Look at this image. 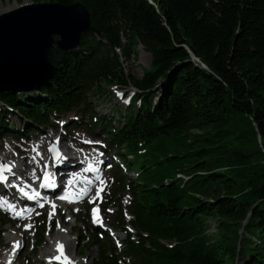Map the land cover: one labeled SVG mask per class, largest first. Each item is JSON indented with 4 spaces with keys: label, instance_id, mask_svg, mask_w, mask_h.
I'll return each mask as SVG.
<instances>
[{
    "label": "trees",
    "instance_id": "16d2710c",
    "mask_svg": "<svg viewBox=\"0 0 264 264\" xmlns=\"http://www.w3.org/2000/svg\"><path fill=\"white\" fill-rule=\"evenodd\" d=\"M50 1L84 4L94 31L74 50L48 49L54 72L37 92H0V138L27 141L59 117L69 130L79 121L71 112H78L122 166L137 170L133 180L120 174L117 181L132 193L135 237L125 232L117 252L93 233L89 246L101 248L94 264H125L124 258L127 264H264V159L241 188L218 169L222 153L210 152V143L192 150L200 159L183 161L203 172L190 182L173 172L180 154L157 159L150 152L178 146L193 127L223 125L238 114L252 122L248 135L259 137L264 156V0ZM137 43L151 61L132 75L121 58L136 54ZM129 85L137 91L122 95L109 115L98 112L109 88Z\"/></svg>",
    "mask_w": 264,
    "mask_h": 264
},
{
    "label": "rangeland",
    "instance_id": "374dc122",
    "mask_svg": "<svg viewBox=\"0 0 264 264\" xmlns=\"http://www.w3.org/2000/svg\"><path fill=\"white\" fill-rule=\"evenodd\" d=\"M15 2H17L18 6L23 3L50 2V0H0V14L5 12L3 9L14 6ZM134 48L136 54H132L128 60L121 58L123 71L132 75H141L143 68H149L151 55L144 50L140 43H137ZM109 89L111 91L110 97H102L96 104L98 112H108L107 110L111 108L113 103H123L122 95L126 94V97L130 95L127 89L120 90L116 87ZM71 115L72 117L79 118V121L76 127H72L69 130L63 127L62 121L60 120L62 117H59L56 125L45 127L42 132L38 133L37 136H32L28 141H20L11 137L10 139H0V158L5 159L6 157L4 156L11 158L17 164V168L25 171V175L36 169L35 180L38 181L42 162L44 161L46 163V156L49 155L48 144L54 139L56 141L58 138L56 143L58 142V147L62 153L59 155V158L61 155H65V158L63 157L58 162L59 166H66L67 164L78 166L81 164L86 165L85 162H81L80 160L86 161L94 159V165L101 167L100 173L104 174L106 180L102 187L98 188L100 191H95L94 187L91 188V193L78 205L66 208L64 204H61L59 211H53L51 207L39 209L30 219L25 221L13 220L10 214L0 207V264H4V254L12 247V242L9 239L13 238L14 235L18 237L16 242L19 241V245H17L19 249L17 261L19 264H45L44 260L51 252L50 243L55 239L54 237L60 223L63 225V230L69 240L66 243L70 255L78 258L79 263L94 264L99 257L101 248L95 246L88 247V242L81 240L79 236L81 233L89 237L92 233L96 232L95 227L91 226L92 224L90 223V206L92 204H99L102 208L104 222L103 225H100V231L111 228L114 231L113 234L116 236V241H114L110 235L107 237L105 234L106 241L109 242V244L107 242L106 244L112 247L114 245L117 248V252L119 251L118 248H120L122 239L124 238L122 230L124 227L127 228L130 226L129 220L131 219V214L129 213L128 206L132 193L129 191V188L119 186L116 181L120 174H123L126 180H133L136 177L135 175H137V170L131 168L128 170L129 172H123L122 169L118 171V167L110 168L109 164L111 160L117 157L114 148H108L106 144L96 138L98 137L96 133L85 127L83 121H88L87 118H84L78 112H71ZM107 115H109V112ZM9 118L17 121V118L13 115H10ZM252 126L253 124L248 117L236 114L223 125L193 127L189 135H184L177 139L178 146H170L166 150H159V152L153 148L150 149V152L157 159L170 153L180 154L179 161L181 167L173 172L176 177L190 182L195 178H200L203 172L200 170L192 171L193 169H190V167L186 165L182 166L183 161L185 159H190L191 161L200 159L199 156L192 153V150L205 143H210L211 145L208 147L210 152L213 151L214 153L216 150L217 153H222L221 159L217 162L218 169L234 177L237 187L250 186L248 180L257 176V165L260 162L262 163L264 159L262 152L257 147V145H261L259 137L256 136V140L254 141L252 135H248V130L252 132ZM227 139L230 140L223 143ZM214 144H217V146L211 148ZM63 149L66 151L63 152ZM187 150L191 151V153H185ZM146 152L137 154L140 157L139 161L141 163H144V160L147 158L148 153ZM38 153H43L45 156H41L40 159L36 157L37 160H34L32 156H36ZM76 155L78 157L73 158ZM68 157L71 160L76 159L77 162L75 164L70 163L66 160ZM203 157H206V155H203ZM132 158V155H128L129 160ZM102 160H105V162L102 163ZM148 161L151 162V159ZM31 162L34 163L32 164ZM172 162L177 164L178 160H173ZM91 163L93 164V162ZM165 163H171V161L163 162V164ZM25 177L28 179L27 182H31L32 184L36 182L29 180L27 176ZM13 196L15 198V190H10L9 192L4 191L0 187V202L4 198L11 200ZM195 196L201 195L196 194ZM118 199L119 202H117ZM53 223L54 225H52ZM215 224V222H212V228L215 227ZM26 225H31V227H26ZM25 227L27 230L23 231ZM233 227L236 228V226ZM215 230L217 229L210 230V232L215 233ZM129 232L135 234L134 230ZM96 233L98 234V231ZM108 238H110V241ZM35 240H39L40 242L37 244ZM124 260L120 262H125L126 264V259Z\"/></svg>",
    "mask_w": 264,
    "mask_h": 264
},
{
    "label": "water",
    "instance_id": "95a60500",
    "mask_svg": "<svg viewBox=\"0 0 264 264\" xmlns=\"http://www.w3.org/2000/svg\"><path fill=\"white\" fill-rule=\"evenodd\" d=\"M94 31L89 10L81 2L23 3L0 14V92H37L50 81L52 46L68 51L79 47L82 35ZM55 146L54 148L52 146ZM51 158L61 154L51 143Z\"/></svg>",
    "mask_w": 264,
    "mask_h": 264
},
{
    "label": "bare ground",
    "instance_id": "6f19581e",
    "mask_svg": "<svg viewBox=\"0 0 264 264\" xmlns=\"http://www.w3.org/2000/svg\"><path fill=\"white\" fill-rule=\"evenodd\" d=\"M17 6V2H15L14 3V6H12V7H10V8H7V9H3V11H8V10H10V9H12V8H15ZM55 138H57V137H55ZM56 141H57V139H56ZM56 141H55V139L51 142V143H56ZM46 143V142H45ZM66 150L65 149H63V152H65ZM10 156V155H9ZM41 156H45L43 153H38V154H36V156L34 155V156H32V158H34V160L36 159V157L38 158V159H40L41 158ZM4 157H6V159L9 161V162H5L4 160H3V158H0V165H2V164H6V165H11V169L9 170H7L6 172H5V176L7 177L8 175H9V173L10 172H12L13 170L14 171H16V172H13L9 177H12L13 175H17V173H18V171L20 172V174L19 175H21V178L25 175V171H23L21 168H17L16 166H17V164H15V163H13V161H12V159L11 158H8L7 156H4ZM47 157V156H46ZM17 158V157H16ZM86 158V157H85ZM68 159H69V157H68ZM114 159H116V158H114ZM37 160V159H36ZM81 162H83V160H80ZM35 162V161H34ZM34 162H31L32 164L34 163ZM52 162L51 161H49L47 164L43 161L42 162V165H41V167H40V172H41V175H40V180L42 179V177H43V175L45 174V173H47L48 174V177H53L52 176V174H51V169H53V165L51 164ZM71 163V162H70ZM72 164H75V163H72ZM84 164H82V165H80V166H83ZM80 166H78V165H69V164H67L66 165V167H67V170H68V173H65V171L64 170H62V168L60 167V166H57L56 167V169L58 170L57 172H55L54 171V175H57V177H59L60 179H63V178H65V177H67L69 174L70 175H74L75 176V171L80 167ZM36 169L35 170H33V171H30V172H28L25 176H27L28 178H29V180H32V181H36L35 179H36ZM89 171V170H88ZM77 177V176H76ZM20 179V178H19ZM26 180H28L27 178H26ZM40 180H38V181H36L37 183L40 181ZM55 179L54 178H52L51 179V182H49L50 184H52L53 186L52 187H49V189L47 190L48 191V193H55L56 194V189H57V184L58 183H55V181H54ZM100 180V175H98V176H96V181L98 182ZM86 181H83L82 182V184H84V185H86ZM42 184H44V180L42 181ZM81 184V185H82ZM59 186H60V184H58ZM26 185L25 184H22V182H21V179L19 180V182H18V187L19 188H22V187H25ZM25 189L26 190H30L29 188H28V186L27 187H25ZM43 193V192H42ZM42 193H41V195H42ZM46 193V192H45ZM59 194V193H58ZM83 202V201H82ZM60 205L61 204H57L56 206H55V210L56 211H59V207H60ZM64 205H66V204H64ZM66 208H68V205H66ZM33 210H35L34 208H31L29 211H27V212H25L24 213V215H26V214H30L31 212H33ZM63 225L60 223V225L58 226V228H57V231H56V235H55V239H53L52 240V242L50 243V250H54V255L53 256H51L53 259H49V261H51V262H53L54 264H57V262H58V260L57 259H55V257L58 255V253H57V243L59 242L60 244H62L64 247H65V252L67 253V255L69 256V258L71 259V260H73L74 262H75V264H82V263H79L78 262V258H76L74 255L73 256H71L70 255V252H69V249H68V246H67V243L66 242H68L69 240L67 239V236H66V233L64 232V228L62 227ZM96 229H98L99 230V227H96ZM27 230V228L25 227V228H23V231H26ZM103 233V232H102ZM110 236H111V234H109ZM107 237H108V235H107ZM18 239V237L16 236V235H14L13 236V238H10L9 240H10V242H12V247L10 248V250H8L6 253H5V255H4V260H3V263H5V264H10L11 262H10V260H11V257H12V255H13V253H15L16 252V247H17V245H19V241L18 242H16V240ZM55 248V249H54Z\"/></svg>",
    "mask_w": 264,
    "mask_h": 264
},
{
    "label": "snow or ice",
    "instance_id": "6c2138e0",
    "mask_svg": "<svg viewBox=\"0 0 264 264\" xmlns=\"http://www.w3.org/2000/svg\"><path fill=\"white\" fill-rule=\"evenodd\" d=\"M58 139V138H57ZM53 148L55 147L54 145L52 146ZM5 169H11V165H0V180H6L7 177L4 175V170ZM45 180L47 181L48 180V174L45 173ZM46 186L48 187H52L53 185L50 184V183H47ZM21 191L23 192L24 190L21 189ZM33 199H35V196L32 197ZM95 199V198H93ZM53 211L55 210V203L53 202ZM97 212H98V208H94L93 209V216L94 218L96 217L97 215ZM51 214V213H50ZM97 223H99V219L96 220ZM26 227H31V225H26ZM58 249L60 250V255L56 256L55 259L57 260H63L65 262V264H75V262L73 260H71L68 256H66L64 254V250H63V245L62 244H58L57 245ZM49 259H53L52 257H49Z\"/></svg>",
    "mask_w": 264,
    "mask_h": 264
}]
</instances>
